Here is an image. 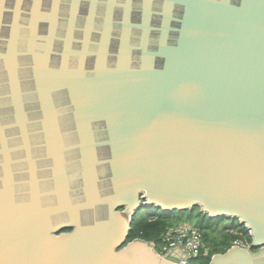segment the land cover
Segmentation results:
<instances>
[{
	"label": "water",
	"instance_id": "1",
	"mask_svg": "<svg viewBox=\"0 0 264 264\" xmlns=\"http://www.w3.org/2000/svg\"><path fill=\"white\" fill-rule=\"evenodd\" d=\"M196 207L264 264V0H0V264H189L127 239Z\"/></svg>",
	"mask_w": 264,
	"mask_h": 264
},
{
	"label": "trees",
	"instance_id": "2",
	"mask_svg": "<svg viewBox=\"0 0 264 264\" xmlns=\"http://www.w3.org/2000/svg\"><path fill=\"white\" fill-rule=\"evenodd\" d=\"M190 225L202 235L204 247L193 264H209L215 254L226 253L236 239H245L251 244L249 231L237 220L226 218L210 219L199 207L185 212L164 213L154 208L146 209L142 216H135L127 243L142 240L155 244L157 252L163 242L165 233L174 227Z\"/></svg>",
	"mask_w": 264,
	"mask_h": 264
},
{
	"label": "built area",
	"instance_id": "3",
	"mask_svg": "<svg viewBox=\"0 0 264 264\" xmlns=\"http://www.w3.org/2000/svg\"><path fill=\"white\" fill-rule=\"evenodd\" d=\"M152 244L155 246L154 243ZM203 247L204 242L200 231L190 225H181L171 228L165 233L158 253L165 255L171 250L179 248L188 254L189 259H194L199 256ZM232 247L248 249L250 243L245 239H236L233 241Z\"/></svg>",
	"mask_w": 264,
	"mask_h": 264
},
{
	"label": "rangeland",
	"instance_id": "4",
	"mask_svg": "<svg viewBox=\"0 0 264 264\" xmlns=\"http://www.w3.org/2000/svg\"><path fill=\"white\" fill-rule=\"evenodd\" d=\"M143 213H139L137 216H142ZM189 264H193V259H189L188 261Z\"/></svg>",
	"mask_w": 264,
	"mask_h": 264
}]
</instances>
